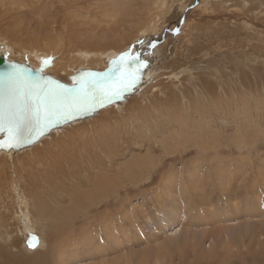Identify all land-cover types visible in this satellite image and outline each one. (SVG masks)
<instances>
[{
    "label": "rangeland",
    "instance_id": "rangeland-1",
    "mask_svg": "<svg viewBox=\"0 0 264 264\" xmlns=\"http://www.w3.org/2000/svg\"><path fill=\"white\" fill-rule=\"evenodd\" d=\"M2 4L5 58L41 68V53L68 83L131 50L147 84L121 111L0 155V262L68 228L57 264H264V0ZM31 226L47 236L33 249L11 239Z\"/></svg>",
    "mask_w": 264,
    "mask_h": 264
},
{
    "label": "snow or ice",
    "instance_id": "snow-or-ice-1",
    "mask_svg": "<svg viewBox=\"0 0 264 264\" xmlns=\"http://www.w3.org/2000/svg\"><path fill=\"white\" fill-rule=\"evenodd\" d=\"M133 59L138 60L139 57ZM138 67H146V64L141 61ZM40 71L37 70V76L33 78L30 71L12 63L7 71L0 74V148H16L23 143H32L38 138L36 133L42 135L53 124L85 110L89 106V99L95 98V90L104 83L100 80L79 81L74 77V86L67 88L39 76ZM111 78V73L105 74V80ZM134 82L130 79L126 87ZM37 243L32 238L28 246L34 248Z\"/></svg>",
    "mask_w": 264,
    "mask_h": 264
},
{
    "label": "water",
    "instance_id": "water-1",
    "mask_svg": "<svg viewBox=\"0 0 264 264\" xmlns=\"http://www.w3.org/2000/svg\"><path fill=\"white\" fill-rule=\"evenodd\" d=\"M137 54L138 53L136 52L131 53V50H126L116 54L114 57H108L106 61V67L103 70L87 68L77 69L71 76L68 77V83L62 82L48 74H45L41 68H33L27 63H19L13 60H7L4 58V56H0V74L7 71L10 64L15 63L20 65L23 70L30 71L33 78L37 76V70H41L39 72V76L56 81L67 88L74 86V77L79 81H104L100 88L95 90V98L89 99V106L85 110L74 113L61 123L53 124L48 128L47 131H44L42 135L36 133L38 138H36L32 143H23L20 147L16 148H0V153H18L22 150L28 149L38 143L43 137L50 135L51 132L59 130L66 125L87 120L99 111L108 108L111 105L124 103L127 98L139 93L147 84V76L145 75L147 60H140L142 58L139 59L140 61L133 59L134 57L138 56ZM122 55L124 56L123 60H121ZM141 61L146 64V67H138ZM89 73L94 75L88 76L87 74ZM109 73L112 74V78L110 80H105V74ZM130 79L134 80L135 82L130 87H126ZM104 89L107 91H104Z\"/></svg>",
    "mask_w": 264,
    "mask_h": 264
},
{
    "label": "bare ground",
    "instance_id": "bare-ground-1",
    "mask_svg": "<svg viewBox=\"0 0 264 264\" xmlns=\"http://www.w3.org/2000/svg\"><path fill=\"white\" fill-rule=\"evenodd\" d=\"M2 2L4 3V4H2ZM11 3L12 4V0H0V4H2L4 7H5V5H6V3ZM57 40V39H56ZM59 43V42H58ZM57 43V41H56V44L55 45H59ZM59 48V47H58ZM4 50H5V52H6V54H11V51L10 50H6L5 48H4ZM17 54V53H16ZM0 56H3V55H0ZM114 56H116V54H113V53H109V55L107 56V57H114ZM30 57H32V58H34L35 59V61H37V62H40V63H42L41 65H43L41 68H42V70L43 69H47V68H51V69H56V68H58V66L56 65V64H53V66H52V64H50V63H48V64H44L43 63V61H45V59H46V57H45V55H43V54H41L40 53V55L38 54V55H36V56H33V55H31ZM30 57H29V59H30ZM5 58V57H4ZM5 59H7V58H5ZM7 60H9V59H7ZM92 60V59H91ZM14 61V60H13ZM18 62V61H17ZM19 63H21V62H19ZM104 68L106 67V63L104 64V66H103ZM71 76V75H70ZM52 77V76H51ZM68 80V79H67ZM138 94V93H137ZM128 99V98H127ZM126 99V100H127ZM126 102V101H125ZM124 102V103H125ZM123 106H125V105H123V103H121V104H116V105H114V107H116V108H118V110H122V107ZM97 114V113H96ZM95 114V115H96ZM94 115V116H95ZM93 117V116H92ZM91 117V118H92ZM94 118V117H93ZM90 119V118H89ZM76 123H79V122H76ZM65 127V126H64ZM58 130H56V131H53V132H51L50 133V135L51 134H53L54 132H57ZM49 136V135H48ZM47 136V137H48ZM84 136V133L82 134V137ZM44 139H46V136L45 137H43L38 143H36L35 145H37V144H39L42 140H44ZM35 145H33V146H35ZM32 146V147H33ZM32 147H30V148H28V149H25V150H30ZM218 150V149H217ZM1 154H6L7 156H9L10 154H11V152L10 153H3V152H1L0 153V155ZM18 153H16V155H17ZM24 186H26V185H24ZM28 189L29 190H31L32 188H30V187H28ZM17 192V190H15V193ZM17 195V194H16ZM19 198L21 197V196H23L22 195V191H21V195L19 194V195H17ZM53 202V201H52ZM52 202H49V203H52ZM55 202H58V201H54L53 203H55ZM52 203V204H53ZM2 204H0V208H2L3 206H1ZM38 207H40V208H42V209H45L46 211H47V214H44V216L45 217H49L50 218V221H51V223L53 222V225H55L56 224V217L57 216H59L60 215V212H57V211H53V212H51V210L50 209H47L46 207H44V206H42V205H40V204H38L37 205ZM36 206V207H37ZM50 207L51 208H56V207H58V206H56V205H50ZM4 208V207H3ZM3 208H2V210H3ZM237 213V212H236ZM12 216V215H11ZM51 217H53V218H51ZM249 217H250V215H249ZM11 218V217H10ZM10 218H9V220L8 221H10ZM245 218V217H244ZM26 221H27V217L26 216H24L23 217V219H20L19 218V220H18V222H19V224L20 225H25V223H26ZM2 220H1V222H0V230L2 229V230H6V231H8L10 234H11V230H8V229H10V227H4L3 225H2ZM7 224H9V223H7ZM6 224V225H7ZM3 227V228H2ZM67 229L68 228H64L63 229V231H62V233H61V235L62 234H67V233H72V232H67ZM34 230H35V228H32V226L31 227H27L26 229H24V230H22V231H20V229H18L15 233H17L16 235L14 234V235H12L11 236V239H13V238H15V241L16 242H20V240L21 241H23V242H27L28 244H29V242L32 240V238H36V237H38V238H36L37 239V241L39 242V238H40V240L42 241V240H45L46 239V237H45V239H42L41 237H40V235H41V233H42V231L41 232H39V231H35L34 232ZM55 230H53L51 233H50V235L48 236V238H47V240H46V246H44V252H42V251H37L38 249H36L35 251H33L32 253H31V255L32 256H30V257H28V255L27 256H25V255H23V256H21V257H19L17 260H14V261H12V263H10V264H46V263H48V261H49V259H50V257H51V263L52 264H57L58 263V258H60L61 256H62V246H61V239L62 238H60V236L61 235H59L58 237H56V234H57V232H58V229H56V232H54ZM36 232H38V234L36 233ZM9 233H6L7 235H10ZM44 234V233H43ZM175 235V234H174ZM18 239V240H17ZM38 244H40V243H38ZM33 249V248H32ZM31 249V250H32ZM56 249H58V250H56ZM54 253H56L57 255H58V257L56 258V259H54L53 260V254ZM0 264H6V261L4 260V259H2V261L0 262ZM111 264H113V263H111Z\"/></svg>",
    "mask_w": 264,
    "mask_h": 264
}]
</instances>
